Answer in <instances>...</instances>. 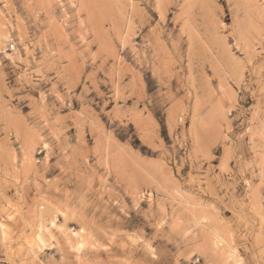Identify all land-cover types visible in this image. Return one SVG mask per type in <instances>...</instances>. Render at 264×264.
Returning <instances> with one entry per match:
<instances>
[{
    "label": "rangeland",
    "instance_id": "obj_1",
    "mask_svg": "<svg viewBox=\"0 0 264 264\" xmlns=\"http://www.w3.org/2000/svg\"><path fill=\"white\" fill-rule=\"evenodd\" d=\"M0 264H264V0H0Z\"/></svg>",
    "mask_w": 264,
    "mask_h": 264
}]
</instances>
